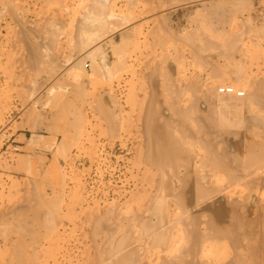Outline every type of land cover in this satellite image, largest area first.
<instances>
[{
    "label": "rangeland",
    "instance_id": "374dc122",
    "mask_svg": "<svg viewBox=\"0 0 264 264\" xmlns=\"http://www.w3.org/2000/svg\"><path fill=\"white\" fill-rule=\"evenodd\" d=\"M131 1L134 3L135 0H0V264H15V261L28 264L30 259V264L40 261L48 264H110L114 259L126 256L123 253L129 257L132 254L134 259L127 258L130 260L129 264H158L163 259L161 248L149 246L146 239L149 237H145L146 230L131 221L137 214L148 216V211L143 212L142 206L148 203L150 197L160 194V183L167 181L171 183L169 187L173 185L171 190H178L180 183L177 182L184 179L182 174L187 171L199 181L206 178L203 184L207 188L215 186L216 190H213L217 191L220 186V191H223L217 192L225 201L231 203L232 198L238 201L231 203L233 207H238L239 201L242 205L251 192L264 198V189L258 192L256 187H250L257 177H248V174V178L243 177L245 174L242 173L247 171L243 169L248 166L244 154L240 158L239 154H227L223 159L228 161L226 164L231 162V170L226 173L219 169L220 173L211 163L213 155L202 150L201 146L206 139L191 140L200 135L206 136L205 138L212 136L210 146L206 145L212 147L218 141L216 149H220L221 142H242L239 140L240 136H250L260 127L264 129V113H259L257 106L264 102V86H260L264 82V0H150L145 7L138 8H132ZM98 3L109 11L117 3L118 8L113 12L118 16L117 20L125 21L130 16L133 17L138 9L150 10V14H145L146 18L143 16L129 22L119 31L95 43L97 45L94 46H98L102 52L93 58V63L87 60L90 63L84 70L85 74L79 71L77 76L67 75V69L62 63L77 54V51L73 52V48L71 50L72 45L68 39L72 21L79 20V13L82 14L87 5ZM42 32L45 33L41 34ZM53 41L55 43L52 45ZM208 45L211 46L208 48ZM40 52H44L43 55ZM50 52L55 53H52L53 57ZM49 54L48 60L46 56ZM208 56H215L217 62ZM104 57L109 60L110 65L102 62ZM207 60L212 62L208 63ZM122 61L126 64L125 67ZM166 62L171 64L167 63L166 67ZM91 63L95 67H91ZM55 65L58 70L54 68ZM219 67L221 68L217 71ZM94 70L97 73L94 74ZM171 75H174L172 80ZM173 80L177 81V88ZM255 81L258 82L257 85ZM50 86L54 91H51ZM225 86L244 92V97L220 95L218 89ZM181 90L185 93L179 96ZM150 94L155 98H162L152 103ZM176 95L179 99L175 108L179 112H186L184 116L174 114L173 109H170L174 98L177 99ZM235 101L241 105H231L236 104ZM195 108L201 110L195 114ZM193 112L195 116L192 115ZM155 113L160 118L155 117L157 119L154 118V121ZM252 116L259 119V124L246 121ZM195 120L200 121L199 126ZM219 120L223 121V125H219ZM238 120L242 124H238ZM205 122L208 124H204ZM152 123L160 129L161 134L165 128L168 129L171 139L175 140L171 142L178 144L176 146L179 149L173 148L169 153L170 158L174 159L170 162L172 164L164 156V166L161 167L159 154L158 158L155 156L158 165L155 163L157 160L153 162L150 159L153 152L150 154L151 149H148V135ZM182 126L187 133H195L194 136L188 134L189 137L192 136L191 141H182ZM224 126L227 128L222 129ZM201 130L205 131V136ZM179 131H182L180 135ZM253 140L261 142L257 138ZM195 169L197 175L192 174ZM248 186L250 192L247 190ZM169 198L171 197L167 196L165 200L168 201ZM135 212L137 214L134 217ZM163 212L167 213L165 216L168 220L176 219L178 223V218L183 219L181 213L173 214L168 207H164ZM177 215H181V219ZM103 218L104 224L101 221ZM28 219L33 220L26 221ZM129 221L132 226H129ZM179 223V228L176 229L178 234L181 227ZM96 224L101 225L97 227ZM48 226L53 227L51 229ZM100 226L105 227L99 228ZM125 233L131 237L135 233L131 242L136 243L132 242L131 246L112 251L118 255L111 256L109 250H103L106 247L109 249L113 242L112 248L117 243L116 239L119 241L118 238ZM211 243L215 248L212 247L214 253H211L214 263L220 256L232 253V248L226 241L213 240ZM108 244L110 245L106 246ZM106 251L110 254H105Z\"/></svg>",
    "mask_w": 264,
    "mask_h": 264
},
{
    "label": "bare ground",
    "instance_id": "6f19581e",
    "mask_svg": "<svg viewBox=\"0 0 264 264\" xmlns=\"http://www.w3.org/2000/svg\"><path fill=\"white\" fill-rule=\"evenodd\" d=\"M46 1V0H45ZM97 1V0H96ZM104 1V0H103ZM107 1V0H106ZM148 1H150V0H135L134 1V3L132 2L131 4H130V6H132V8H138V7H145L146 6V4H148ZM166 1V0H165ZM177 1H179V0H177ZM181 1V0H180ZM185 1H187V0H184V2ZM86 2V1H85ZM90 2H92V1H90ZM95 3H97V2H95ZM123 3V2H122ZM167 3V2H166ZM180 3V2H179ZM102 4V3H101ZM105 4V3H104ZM174 5L175 4H177V3H173ZM87 5V4H86ZM86 5H85V7H86ZM157 5V4H156ZM168 5H171V4H168ZM82 6H84V5H82ZM120 6V5H119ZM108 7V6H107ZM129 7V6H128ZM164 7V6H163ZM83 8V7H82ZM82 8H81V10H82ZM112 10H108V8L106 9V7L105 6H103L102 5V7H101V5H99V3H98V5H96V4H93V5H91V6H89V5H87V7L85 8V10L82 12V14L81 13H79V15H80V18H79V20L77 21H72V24H71V27H70V32H69V37H68V39H69V41L71 42V50H72V48H73V52H75L76 53V51H77V56L75 55L74 57H72L71 56V58H69V59H67V61L65 60L64 61V63H62L63 64V67H65L66 69H67V75L68 74H73V75H76L77 76V74H78V72L80 71H82V72H84V74H85V69H87L88 67H89V64L88 63H90L91 61H92V63L94 62V60H93V58L101 51V49L98 47V46H94V45H97V44H95V43H97L99 40H102L103 38H105L106 36H108V35H110V34H114L115 32H117V31H119L120 29H122L124 26H126V25H128V23L129 22H132L133 20H136V19H138V18H141V17H143V16H145V14H148V12L150 11V10H147V9H145L146 11H144V10H137V11H135L134 12V14H133V17H131L130 16V18L129 19H125V21L122 19V20H117L118 18H116V16L114 15V11H115V9H117L118 8V5H117V3H115L112 7ZM110 7H109V9H111ZM157 10H158V8H157ZM117 11H119V10H117ZM81 12V11H80ZM150 14V13H149ZM148 14V15H149ZM118 17V16H117ZM147 16H145L144 18H146ZM143 19V18H142ZM117 20V21H116ZM146 20V19H145ZM52 21V20H51ZM50 24H52L51 22H50ZM143 24V23H142ZM43 25V24H42ZM53 25V24H52ZM57 25V24H56ZM147 25V24H146ZM51 26V25H50ZM138 27H140V26H138ZM27 28H29V27H27ZM42 28V27H41ZM45 28V27H44ZM43 28V29H44ZM57 28H58V26H57ZM136 28V27H135ZM54 29H56V28H54ZM142 29V28H141ZM57 30V29H56ZM32 31V30H31ZM42 31H44V30H42ZM62 31V30H61ZM168 31V30H167ZM23 32V31H22ZM29 32V31H28ZM35 32H37V31H35ZM38 32H39V30H38ZM63 32V31H62ZM32 33V32H31ZM43 33H45V32H42L41 34H43ZM54 33V32H53ZM56 33H58V32H56ZM169 33V32H168ZM36 34V33H35ZM40 34V33H39ZM50 35H51V33H50ZM53 35H55V34H53ZM173 35V34H172ZM41 36V35H40ZM35 37V36H34ZM37 37V36H36ZM45 37V36H44ZM44 37H43V39H44ZM51 37V36H50ZM53 37V36H52ZM169 37H171V35H169ZM54 38V37H53ZM183 38V37H182ZM52 39V38H51ZM55 39H56V37H55ZM54 39V40H55ZM191 39V38H190ZM40 41H41V39H39ZM49 40V39H48ZM48 40H46V41H48ZM53 40V39H52ZM162 40V39H161ZM160 40V41H161ZM57 40H55V42H56ZM164 41V40H163ZM173 41V40H172ZM176 41V40H175ZM184 41V40H183ZM206 41H208V40H206ZM42 42V41H41ZM44 42V41H43ZM54 41L53 42H51L52 43V45L55 43ZM180 43H184V42H182V41H179ZM191 42H192V40H191ZM45 43V42H44ZM44 43H43V45L42 46H44ZM48 43H50L49 41H48ZM208 43V42H207ZM206 43V44H207ZM28 44V43H27ZM42 44V43H41ZM46 44V43H45ZM205 44V45H206ZM28 46V45H27ZM38 46V45H37ZM94 46V47H93ZM123 46V45H122ZM121 46V47H122ZM204 46V45H203ZM209 46H211V45H208V46H206V47H208L209 48ZM36 47V46H35ZM41 47V46H40ZM49 47V46H48ZM196 47H198V46H196ZM201 47V46H200ZM200 47H198V48H200ZM32 48V47H31ZM192 48H193V46H192ZM203 48V47H202ZM202 48H200V49H202ZM213 48V47H212ZM49 49H51L50 47H49ZM175 49V48H174ZM204 49V48H203ZM207 49V48H206ZM41 50V49H40ZM118 50V49H117ZM32 51V53H33V49L31 50ZM37 51V50H36ZM48 51H50V50H48ZM52 51V50H51ZM53 51H54V49H53ZM114 51H116V49L114 50ZM193 51H195V50H193ZM34 52H35V50H34ZM69 52V51H68ZM79 52V53H78ZM102 52V51H101ZM111 52H113V51H111ZM116 52H118V51H116ZM116 52H114V53H116ZM122 52V51H121ZM29 53V52H28ZM39 53V52H38ZM41 54L42 53H44V52H40ZM52 53H54V52H50V54L52 55ZM58 53V52H57ZM71 53V52H70ZM69 53V54H70ZM74 53V54H75ZM195 53H196V51H195ZM198 53V52H197ZM45 54H46V51H45ZM44 54V55H45ZM48 54V53H47ZM50 54H49V56H46L47 58H48V60H49V58H50ZM55 54V53H54ZM100 54V53H99ZM112 54V53H111ZM35 55V54H34ZM43 55V54H42ZM71 55V54H70ZM103 55H105V54H103ZM103 55H101V57H103ZM113 56V55H112ZM116 56H117V53H116ZM119 56V55H118ZM197 56H198V54H197ZM199 56H201V55H199ZM37 57V56H36ZM42 57H44V56H42ZM52 57H53V55H52ZM196 57V56H195ZM202 57V56H201ZM208 57H210V58H214V57H212V56H208ZM56 58V57H55ZM55 58H53V60L55 59ZM209 58V59H210ZM27 59V58H26ZM109 59V58H108ZM47 60V59H46ZM87 60H89V61H87ZM32 61V60H31ZM52 61V60H51ZM104 61V63H106V64H108V61H107V58L106 57H104V58H102V62ZM119 61H121V60H119ZM208 61V60H207ZM214 61H216L217 62V60L214 58ZM209 62H212V61H208V63ZM58 63V62H57ZM92 63L90 64V66L91 67H95L94 65L92 66ZM121 63H123V61L121 62ZM121 63H119V64H121ZM167 63L168 62H166V67H167ZM94 64H96V63H94ZM105 64V65H106ZM124 64V63H123ZM168 64H171V63H168ZM210 64H212V63H210ZM41 65V64H40ZM45 65V64H44ZM104 65V64H103ZM108 65H110V63L108 64ZM125 65L126 64H124L123 66L125 67ZM213 65V64H212ZM218 65V64H217ZM121 66H122V64H121ZM122 66V67H123ZM173 66V65H172ZM221 66V65H220ZM91 67H90V69H91ZM156 67V66H155ZM173 67H175V66H173ZM172 67V68H173ZM215 67H217L216 66V64H215ZM39 68H41V67H39ZM46 68V67H45ZM56 70H58L59 68L58 67H56V65H55V67H54ZM60 68H62V67H60ZM106 69L108 68L107 66L105 67ZM127 68V67H126ZM220 68L221 67H219V69L217 70V71H219L220 70ZM231 68V67H230ZM229 68V69H230ZM28 69V68H27ZM32 69H34V68H32ZM44 68H41V70H43ZM94 69V68H93ZM92 69V70H93ZM109 69H110V67H109ZM108 69V70H109ZM168 69V68H167ZM170 69V68H169ZM167 70V71H170V70ZM212 69V68H211ZM216 69V68H215ZM214 69V70H215ZM46 70V69H45ZM45 70H44V72H45ZM91 70V71H92ZM98 70V69H97ZM214 70H212V71H214ZM36 71V70H35ZM40 71V70H39ZM60 71V70H59ZM95 72H94V74L95 73H97L96 72V70H94ZM175 71V70H174ZM31 72V71H30ZM29 72V74H31ZM33 72V71H32ZM37 72V71H36ZM47 72L48 73H50V71H48L47 70ZM77 72V73H76ZM215 72H216V70H215ZM224 72V71H223ZM37 73H40V72H37ZM53 73H55V72H53ZM57 73V72H56ZM55 73V74H56ZM76 73V74H75ZM171 72H169V74H170ZM176 73H177V71H176ZM216 73H218V72H216ZM215 73V74H216ZM165 74H168L167 72L165 73ZM172 74H173V72H172ZM213 74H214V72H213ZM34 75H36V73L34 74ZM48 75V74H47ZM51 75H53V74H51ZM175 75V74H174ZM173 75V76H174ZM39 76V75H38ZM169 76V75H168ZM172 76V75H171ZM173 76L172 77H170L169 79L170 80H172V78H173ZM178 76V75H177ZM35 77V76H34ZM53 77V76H52ZM73 78H74V76H72ZM71 77V78H72ZM80 77V76H79ZM154 78V77H153ZM199 78V77H198ZM17 79V78H16ZM32 79H34V78H32ZM41 79V78H40ZM75 79H79V78H75ZM174 79V78H173ZM31 81V80H30ZM169 81V80H168ZM167 81V82H168ZM174 81V80H173ZM152 82V81H151ZM150 82V83H151ZM175 82V81H174ZM263 82V81H262ZM66 83H68V82H66ZM173 82L171 81V84H172ZM176 83H177V81L175 82V88H177L176 87ZM257 83L258 82H256L255 81V84L257 85ZM259 83H261V81H259ZM152 84V83H151ZM264 84V82L262 83V84H260V86H264L263 85ZM70 85H72V84H70ZM77 85H78V83H77ZM76 85V86H77ZM168 85V84H167ZM153 86V85H152ZM162 86V85H161ZM164 86V85H163ZM169 86V85H168ZM171 86V85H170ZM173 86V85H172ZM188 86V85H187ZM186 86V87H187ZM51 87V86H50ZM64 87V86H63ZM72 87V86H71ZM74 87H75V85H74ZM174 87V86H173ZM179 88L181 87V86H178ZM195 87V86H194ZM81 88V87H80ZM163 88V87H162ZM174 88V89H175ZM260 88V87H259ZM264 88V87H263ZM51 89V91H54V88H50ZM53 89V90H52ZM59 88L57 87V90H58ZM172 89V88H171ZM182 89V88H181ZM184 89V88H183ZM262 89V88H261ZM64 90V89H63ZM80 90V89H79ZM79 90H77V91H79ZM149 90V89H148ZM151 90H152V88H151ZM164 90H165V86H164ZM175 90H178V89H175ZM180 90V89H179ZM185 90H187L186 88H185ZM254 90V89H253ZM150 91V90H149ZM157 91V90H156ZM155 91V92H156ZM170 91H172V90H170ZM169 91V92H170ZM188 91H189V88H188ZM196 91V90H195ZM202 91V90H201ZM261 91V90H260ZM168 92V91H167ZM179 92V91H178ZM178 92H175V93H178ZM181 93L179 94V96L184 92V90L182 91H180ZM250 92V91H249ZM80 93V92H79ZM172 93V92H171ZM185 93V92H184ZM183 93V94H184ZM199 93V92H198ZM152 94V93H151ZM150 94V96H152ZM168 94H170V93H168ZM159 95H160V93H159ZM167 95V94H166ZM171 95V94H170ZM248 95V94H247ZM253 95H254V93H253ZM178 95H176V98L177 97H179ZM258 96V95H257ZM147 97H149L148 95H147ZM190 97H191V95H190ZM232 97V96H231ZM234 97V96H233ZM259 97H261V95H259ZM263 97V96H262ZM261 97V98H262ZM161 98H162V96H161ZM161 98H160V96L158 97V98H155V96H152V98H151V100L150 101H152V103L154 102L155 103V101L157 102L158 100L160 101L161 100ZM172 98V97H171ZM173 98H174V96H173ZM172 98V99H173ZM236 98V97H235ZM178 99L179 98H177L176 100H175V98H174V100H173V102L171 103L172 104V107L170 106V109H173V111H174V114H180L181 116L183 115L184 116V114L186 113V112H179L177 109L178 108H175V105H176V103H178ZM190 99H192V98H190ZM264 99V98H263ZM194 100H196V99H194ZM175 101H177V102H175ZM264 101V100H263ZM166 102V101H165ZM170 102V101H169ZM190 102V101H189ZM188 102V103H189ZM146 103V102H145ZM159 103V102H158ZM158 103H157V105H158ZM187 103V104H188ZM235 103L236 104H234V103H231V105H235V106H239V105H241L240 103H238V102H236L235 101ZM258 103V102H257ZM259 103H262V102H259ZM148 104H149V99H148ZM191 104V103H190ZM156 105V104H155ZM162 105V104H161ZM183 105V104H182ZM160 106V105H159ZM158 106V107H159ZM163 106V105H162ZM179 106V105H178ZM194 106V105H193ZM257 106H258V108H259V113H264V102L262 103V104H257ZM152 107H153V104H152ZM157 107V106H156ZM157 107V108H158ZM187 107V106H186ZM185 107V108H186ZM196 107V106H195ZM143 108V107H142ZM154 108V107H153ZM182 108V107H181ZM188 108V107H187ZM201 108H203L202 106H201ZM201 108L199 109V108H195V114H196V112L198 111H200L201 110ZM183 109V108H182ZM193 109V108H192ZM192 109H191V111H192ZM204 109V108H203ZM202 109V110H203ZM159 110V109H158ZM184 110H186V109H184ZM212 110V109H211ZM210 110V111H211ZM145 111V110H144ZM158 114L160 113V112H157ZM157 113H155V116L153 117V119L155 118V117H159V115L158 116H156L157 115ZM189 113V112H188ZM143 114V113H142ZM163 114V113H162ZM187 114V113H186ZM195 114H194V112H193V114L192 115H194L195 116ZM160 115H161V113H160ZM167 115V114H166ZM206 115H208V114H206ZM216 115V114H215ZM143 116H144V114H143ZM150 116H152V114L150 115ZM162 116V115H161ZM165 116V115H164ZM210 116V115H209ZM209 116H207V118L209 117ZM212 116V115H211ZM172 117V116H171ZM185 117H186V115H185ZM160 118V117H159ZM212 118H214L213 116H212ZM143 119V118H142ZM150 119V118H149ZM155 119H157V118H155ZM155 119H154V121H155ZM169 119H171V118H169ZM246 119V118H245ZM168 120V119H167ZM186 120V119H185ZM212 120V119H211ZM215 120V119H214ZM216 120H218V119H216ZM159 121V120H158ZM162 121V120H161ZM170 121V120H169ZM189 121H190V119H189ZM188 121V122H189ZM197 123V126H199L198 124L200 123V121H198V120H195ZM209 122H210V119L208 120ZM220 121V120H219ZM247 122H255V123H257L258 122V124H259V119L257 118V117H249L247 120H246ZM120 122V121H119ZM192 122V121H191ZM190 122V123H191ZM202 122V121H201ZM217 122V121H216ZM239 122V120L237 121V123ZM242 121H240V123H241ZM154 123V122H153ZM152 123V125H151V127H150V132H149V141H150V148L148 147V149H151V151H150V154H151V152H153L152 153V155H151V158L150 159H152L153 160V162H155V160H157V159H155V156H157V158H158V154H159V156H161V158L159 157L158 158V160H160V163L162 164V165H160L161 167L162 166H164V162H163V159L162 158H165L166 156L168 157L169 156V153H170V151L172 152L173 151V148H177V149H179L176 145H178V144H174V143H172L173 141L175 142V140H173V139H171V137H170V134L168 133V129L166 130V128H165V130L163 131V133L161 134L160 132V129L159 128H157V126H155L154 124ZM158 123V122H157ZM163 123V122H162ZM169 123V122H168ZM193 123H195L194 121H193ZM203 123V122H202ZM212 123H214V122H212ZM221 123H222V125H223V121L221 122L220 121V124L219 125H221ZM240 123H238V124H240ZM261 123V122H260ZM172 124V123H171ZM170 124V125H171ZM204 124H206V122L204 123ZM203 124V125H204ZM208 124V123H207ZM206 124V125H207ZM218 124V123H217ZM242 124V123H241ZM149 125V124H148ZM174 125V124H173ZM176 125V124H175ZM179 125V124H178ZM192 125V124H191ZM201 125V124H200ZM214 125V124H213ZM215 125H216V123H215ZM218 125V126H219ZM141 126H143V124L141 125ZM150 126V125H149ZM161 126V125H160ZM179 126H181V125H179ZM178 126V127H179ZM209 126V125H208ZM205 127H207V126H205ZM210 127V126H209ZM209 127H207V128H209ZM212 127V126H211ZM217 127V126H216ZM225 127L226 126H224V128H222V129H225ZM181 128V130L183 131H179V134L178 135H180V132H182V135H181V137H182V141H186L187 142V139H189L190 140V138L192 137V136H190L189 137V135H193L194 136V134L195 133H193V131L192 132H189L190 131V129H188L189 131V133H187V130H185V127H180ZM227 128V127H226ZM200 129V128H199ZM213 129H214V127H213ZM221 129V130H222ZM257 129V128H256ZM147 130H148V128H147ZM161 130H163V129H161ZM204 130H206V129H204ZM204 130H201V131H204ZM208 130V129H207ZM211 130V129H210ZM220 130V131H221ZM228 129H226V131H227ZM149 131V130H148ZM186 131V132H185ZM200 131V130H199ZM209 131V130H208ZM215 131V130H214ZM218 131V130H217ZM219 131V132H220ZM143 132V131H142ZM196 132V131H195ZM230 132V131H229ZM148 133V132H147ZM171 133V132H170ZM175 133V132H174ZM191 133V134H190ZM203 134H204V136H205V131L204 132H202ZM207 133V132H206ZM211 133H212V131H211ZM215 133V132H214ZM213 133V134H214ZM144 134V133H143ZM189 134V135H188ZM197 134H200V133H198V131H197ZM177 135V134H176ZM235 135H236V132H235ZM143 136V135H142ZM144 136H145V134H144ZM175 136V135H174ZM198 136V135H197ZM181 137H180V140H181ZM199 137H201V138H199ZM199 137H195V139L194 138H192L191 140H193V141H196V139H197V141L199 140H201L202 138H203V140L204 139H206V140H202L203 141V146H201V145H197V146H201L203 149L202 150H205L207 153H209V154H211V155H213L212 157L214 158L213 159V161H211V163H213L214 165L213 166H216L217 167V171H219V169H221L220 171H225L226 173H227V171L228 170H231V162L230 163H228V164H226L227 162H225V160L223 159V158H225V156L227 155V154H231V153H234V154H236L237 156H238V154H239V156H238V158H240L241 157V155L242 154H244V156H245V158H246V160H247V163H246V160H244V162L246 163V164H248V166H246L245 167V164L243 163H241L242 165H244V169L243 170H247V171H245V173H242V174H245V175H243V177H245V179L246 178H248V177H250V176H252V175H255V177H257V179L256 180H253L252 182H251V186L250 187H256V191H258V192H260L261 190H263L264 189V129H262L261 127L259 128V129H257L253 134L251 133L250 134V136H240L239 137V140H241L242 142H240V141H236V142H221V144L222 145H219V146H221L220 147V149H216V143L218 142H214L213 144H214V146H213V144H212V147H209L210 146V144H211V142L213 141V139H212V136H211V138H209L208 136H207V138H205V137H203V136H199ZM219 138V137H218ZM223 138V137H222ZM253 138H257L259 141H261L260 143L259 142H254V140H253ZM214 139H215V136H214ZM221 139V138H220ZM188 140V141H189ZM190 140V141H191ZM235 140H237V139H235ZM172 141V142H171ZM220 142V141H219ZM245 142V144H243ZM176 143H178V142H176ZM210 143V144H209ZM206 144H208V145H206ZM220 144V143H219ZM144 145V147H146L145 146V144H143ZM188 146V145H187ZM200 147V148H201ZM147 148V147H146ZM172 148V149H171ZM190 148H192V145L190 146ZM145 149V148H144ZM210 149V150H209ZM144 151H146V149L144 150ZM144 151H142V152H144ZM192 151V149L190 150V152ZM204 151V154L206 153ZM256 151H259V152H256ZM258 153V154H257ZM260 153V154H259ZM168 154V155H167ZM172 155H173V153H171ZM219 154V156H217ZM147 155V154H146ZM190 155H191V153H190ZM221 155V156H220ZM236 155H235V159H236ZM150 156V155H149ZM165 156V157H164ZM174 156V155H173ZM185 156V155H184ZM189 156V155H188ZM204 156V155H203ZM205 156H207V154H205ZM224 156V157H223ZM228 156H231V155H228ZM166 157V160L168 161V159H169V163L171 162V161H173L171 158H170V156L167 158ZM222 157V158H221ZM180 158V157H179ZM147 159V158H146ZM210 159V158H209ZM234 159V158H233ZM232 159V160H233ZM147 160H149V158L147 159ZM158 160H157V162H155V163H157V165H158ZM165 160V161H166ZM186 160V159H185ZM202 160V159H201ZM167 161H166V163H167ZM183 161H184V159H183ZM199 161V160H198ZM206 160H203V162H205ZM231 161V160H230ZM163 162V163H162ZM184 162H186V164H188V163H190V158H189V161H188V163H187V161H184ZM207 162V164H209V162L208 161H206ZM155 163H154V165H155ZM200 163H201V161H200ZM170 164H172V163H170ZM261 164V165H260ZM157 165H156V167H157ZM167 165V164H166ZM210 165H212V164H210ZM209 165V166H210ZM256 165V166H255ZM260 165V166H259ZM200 166V165H199ZM199 166L197 167L198 169V171H199ZM250 166H252V167H250ZM257 166H259V167H257ZM171 167V166H170ZM176 167H178V166H176ZM181 167V166H180ZM187 167V166H186ZM186 167H184V169L186 170ZM188 167H189V164H188ZM201 167H203V165H201ZM205 167H207V166H205ZM215 167V168H216ZM237 167H239V166H237ZM254 167V168H253ZM256 167V168H255ZM165 169H166V167H164ZM163 168V169H164ZM168 168V167H167ZM173 167H171V169H172ZM189 168H192V166L190 165V167ZM189 168H187V169H189ZM210 168V167H209ZM214 168V169H215ZM241 168V167H240ZM177 169V168H176ZM175 169V170H176ZM204 169V168H203ZM202 169V170H203ZM238 170H240L239 168H237ZM184 170V171H185ZM192 170V169H191ZM197 170L195 169V171H194V173L192 172V174H195V175H197L195 172H197ZM212 170V169H211ZM210 170V171H211ZM237 170V171H238ZM164 171V170H163ZM169 171V170H168ZM201 171V170H200ZM214 171V170H213ZM216 171V170H215ZM214 171V172H215ZM219 171V172H220ZM222 171V172H223ZM157 172H159V170L157 171ZM165 172H167V171H165ZM173 172H177V171H173ZM218 172V173H219ZM238 172H240V171H238ZM162 173V172H161ZM160 173V174H161ZM190 171H187L185 174H182V177L184 178L182 181H180L179 179H177L178 178V176H177V180H179L177 183H180L178 186L179 187H177L178 188V190H175L176 188H174L173 190H171L170 188L171 187H173V185H171V187H169L170 186V184H169V182L167 183V181H165V183H163V184H161L160 183V186L158 187V188H160V194L157 196L156 194L153 196V198L152 197H150V198H152V199H148L149 201H148V203H146L144 206H142V209H143V212L144 211H148V216L146 215V216H143L144 214H143V212H142V216H140L139 214H137L136 212H135V215H134V217L136 216V214H137V217H135L134 219H132V221L131 222H135L136 223V225L137 226H139V228L140 227H142V229H145L146 230V236L145 237H149V238H146V239H148V245L149 246H151V247H159V248H161L160 250V252H161V254H163V256L161 257V258H163L162 260H161V262H160V260H159V262H158V264L160 263V264H264V198L262 197V196H260V194H259V196L260 197H258L256 194H253V192H251V194H249L248 195V198H247V200L245 201V202H243V204L241 205L240 203H242L241 201H239V205H238V207H233L232 206V202L234 201V203L236 202L235 200H233V198H232V201H231V203H229V202H227V200L225 201V199L224 198H222V195H220V193H222V191H220L221 189H220V186H219V188H217V189H219V190H217L218 192L220 191V193H218L217 191H215L216 190V187L215 186H213V188H210V186L207 188L203 183L205 182L204 181V179H206V178H204L203 179V181L201 180V181H199L200 179V177H198V179L199 180H197V179H195V178H197V177H195V176H193V177H195V178H193L190 174ZM203 173V172H202ZM217 173V172H216ZM221 173V172H220ZM166 175H167V173H165ZM170 174H171V172H170ZM173 174V173H172ZM199 174V173H198ZM224 174V173H223ZM229 174V173H228ZM247 174L249 175L248 177H247ZM178 175H180V174H178ZM185 175V176H184ZM230 175V174H229ZM162 176H163V174H162ZM203 176V175H202ZM237 176V175H236ZM242 176V175H241ZM157 177V176H156ZM168 177V176H167ZM167 177H166V179H167ZM172 177H174V176H172ZM208 177V176H207ZM214 177V176H213ZM216 177V176H215ZM232 177V176H231ZM161 178V177H160ZM162 178H164V177H162ZM234 178V177H233ZM165 179V180H166ZM169 179V178H168ZM182 179V178H181ZM202 179V178H201ZM161 180V179H160ZM163 180V179H162ZM171 180V179H170ZM208 180H209V178H208ZM208 180H207V182H208ZM232 180V179H231ZM248 180H250V179H248ZM164 181V180H163ZM163 181H161V182H163ZM225 181V180H224ZM235 181H237V180H235ZM202 182V183H201ZM227 182V181H226ZM230 182V181H229ZM239 182V181H238ZM209 183V182H208ZM212 183L214 184V181H212ZM224 183V182H223ZM241 183V182H240ZM155 184V183H154ZM157 184H158V182H157ZM215 185V184H214ZM228 185V184H227ZM241 185V184H240ZM155 186V185H154ZM175 186V185H174ZM207 186H208V184H207ZM217 186V187H218ZM246 186V185H245ZM244 187V186H243ZM249 186L247 187V190L250 192L251 190L249 189L250 188ZM157 188V187H156ZM215 188V190H213ZM228 188V187H227ZM154 189V188H153ZM212 189V190H211ZM223 189V188H222ZM155 190V189H154ZM157 191V190H156ZM172 191V192H171ZM225 191V190H224ZM248 191H247V193H248ZM153 195V194H152ZM171 195V196H170ZM157 196V197H156ZM167 196H169V197H171V198H169L168 199V201L167 200H165V198L167 197ZM230 196H228V198H229ZM241 197H243V196H241ZM230 198V199H231ZM238 198H240V197H238ZM33 199V198H32ZM226 199H227V197H226ZM235 199H236V197H235ZM244 199V198H243ZM243 199H241V200H243ZM229 200V199H228ZM237 200V199H236ZM34 201V200H33ZM230 201V200H229ZM238 202V201H237ZM236 202V203H237ZM36 204H37V201H36ZM39 204V203H38ZM37 204V205H38ZM144 204V203H143ZM30 205V204H29ZM168 205V206H167ZM31 207H33V208H35L34 206H32V205H30ZM235 206V205H234ZM24 207V206H23ZM59 207V206H58ZM164 207H168V208H170V211L173 213V214H175V213H181V215H183V221L182 220H179V218H178V223H179V221H181L179 224H181L180 226V230H179V234L178 233H176V232H178V230H176L177 228H179L178 227V223L176 222L177 220L175 219V221L173 220V221H171V220H168V218H167V216H165L166 214H164V212H163V210H164ZM54 208V207H53ZM57 208V207H56ZM134 208V207H133ZM16 209V208H15ZM15 209H13V210H15ZM28 209V208H27ZM60 209V208H59ZM26 210V209H25ZM57 210V209H56ZM133 210V209H132ZM16 211V210H15ZM40 211V210H39ZM59 211V210H58ZM131 211V210H130ZM135 211V210H134ZM142 211V210H141ZM46 212V211H45ZM55 212V211H54ZM166 212V211H165ZM40 213V212H39ZM47 213V212H46ZM110 213V212H109ZM129 213V212H128ZM9 213H7V215H8ZM45 214V213H44ZM56 214H57V212H56ZM120 214V213H119ZM147 214V213H146ZM169 214V213H168ZM58 215V214H57ZM56 215V216H57ZM181 215H179L180 216V219H181ZM18 216V215H17ZM45 217H48L49 218V216H50V214H49V216L48 215H44ZM121 216H123V215H121ZM121 216H119V217H121ZM178 215H177V217H179ZM36 217V216H35ZM40 217V216H39ZM124 217H126L125 215H124ZM123 217V218H124ZM52 218V217H51ZM26 219V218H25ZM95 219V218H94ZM153 219V220H152ZM14 220V219H13ZM17 220V219H16ZM30 219H28V220H26V221H29ZM31 220H33V219H31ZM30 220V221H31ZM104 221V218L103 219H101V221ZM116 220V219H115ZM152 220V222H150ZM29 221V222H30ZM35 221V220H34ZM41 221V220H40ZM51 221V220H50ZM102 221V223L104 224V222ZM127 221H128V219H127ZM9 222V221H8ZM130 222V221H129ZM131 222H130V224H129V226L131 225ZM13 223V222H12ZM14 223L15 224H17L15 221H14ZM25 223H27V222H25ZM51 223V222H50ZM53 223V222H52ZM101 223V224H102ZM114 223V222H113ZM28 224V223H27ZM47 224H48V221H47ZM101 224H99V225H101ZM133 224V223H132ZM10 225H11V223H10ZM97 225V227L99 226L98 224H96ZM110 225V224H109ZM116 225H119V224H116ZM124 225V224H123ZM134 225V224H133ZM54 226V225H53ZM53 226H48L49 228H51V227H53ZM106 226V225H105ZM105 226H102V227H105ZM113 226V225H112ZM127 226V225H126ZM132 226V225H131ZM16 227H17V225H16ZM19 227V226H18ZM101 226L99 227V228H102ZM107 227H109V226H107ZM114 227V226H113ZM117 227V229H118V226H116ZM22 228V227H21ZM42 228V227H41ZM4 229V228H3ZM20 229V228H19ZM45 229H47L48 230V228H45ZM52 229V228H51ZM92 229V228H91ZM108 229H110V228H108ZM108 229H106L107 230V232H108ZM130 229V228H129ZM201 229H203V231L201 230ZM39 230V229H38ZM93 230V229H92ZM99 230V229H98ZM101 230V229H100ZM105 230V229H104ZM104 230L103 231H101V232H104ZM176 230V231H175ZM49 231H51V230H49ZM96 231H97V229H96ZM111 231V230H110ZM116 231V230H115ZM47 231H45V233H46ZM91 232V231H90ZM117 232V231H116ZM172 232H175L174 234H172ZM98 233H100V232H98ZM150 233V234H149ZM26 234V233H25ZM134 235H135V233H133ZM178 234V235H177ZM134 235H132V237L134 236ZM143 235H144V232H143V234H142V236L141 237H143ZM38 236V235H37ZM108 236V235H107ZM132 237H131V235L130 234H128V233H125V234H123L121 237H119L118 238V240L119 241H117V239H116V244L114 245V246H112V248H111V245H113L112 243H110V244H108V245H106V246H109L110 248L108 249V247H106V248H104L103 250H109L111 253H112V251L114 252L115 251V249L116 248H118V249H120L121 250V248L123 247V248H125L126 246H131L130 244L133 242H131V239H132ZM136 237H137V235H136ZM144 237V238H145ZM38 238V237H37ZM43 238V237H42ZM139 238V237H138ZM137 239V238H136ZM145 239V240H146ZM137 240H139V239H137ZM141 240H142V238H141ZM213 240H215V241H226V242H228L229 243V246H231V248H232V253L231 254H229V255H224V256H220L219 257V260L216 262V263H214L213 261H212V258H211V253H214V250L213 249H215L211 244V242L213 241ZM107 241V240H106ZM135 241V240H134ZM142 241H144V240H142ZM13 243V242H12ZM28 243V242H27ZM106 243V242H105ZM129 243V244H128ZM134 243V242H133ZM136 243V242H135ZM134 243V244H135ZM18 244V243H17ZM101 244H103V243H101ZM6 245V244H5ZM23 245H24V247L26 248V245L23 243ZM137 245V244H136ZM145 245V244H144ZM125 246V247H124ZM146 246H147V244H146ZM30 247V246H29ZM140 247V246H139ZM150 247V248H151ZM212 247H213V249H212ZM103 248V247H102ZM134 248V247H133ZM149 248V247H148ZM158 248V249H159ZM146 249V248H145ZM94 250H95V248H94ZM124 250V249H123ZM122 250V251H123ZM129 250H131V249H129ZM133 250H135V248L133 249ZM137 250V249H136ZM143 250V249H142ZM19 251V250H18ZM23 251V250H22ZM96 251V250H95ZM105 252V254H107V253H109L110 254V252ZM124 251H126V249L124 250ZM123 251V252H124ZM128 251V250H127ZM134 252V251H133ZM140 252H142V251H140ZM24 253V252H23ZM98 253V252H97ZM119 254H121L120 253V251L118 252ZM129 253V252H128ZM135 253V252H134ZM133 253V254H134ZM96 254V253H95ZM105 254H104V256H105ZM108 254V255H109ZM117 253L115 252V254H113L112 253V255L111 256H113V255H116ZM124 255H126V256H124V257H122V258H119V259H114L113 261H111L112 263H110V264H129L128 262L130 261V260H128L127 258L129 257V255L128 254H125V253H123ZM139 254V253H138ZM160 254V253H159ZM158 254V255H159ZM160 254V255H161ZM20 256H21V258H22V255L21 254H19ZM25 255V254H24ZM118 255V254H117ZM128 255V256H127ZM135 255H137L136 253H135ZM141 255H143L142 253H141ZM95 256V255H94ZM121 256V255H120ZM140 256V255H139ZM24 257V256H23ZM25 257H27L28 258V256L27 255H25ZM106 257V256H105ZM117 257V256H116ZM126 257V258H125ZM132 257V254L130 255V257L129 258H131ZM30 258H31V256H30ZM29 258V259H30ZM112 259H113V257H111ZM114 258H115V256H114ZM136 258V257H135ZM139 258V257H138ZM160 258V257H159ZM109 259H110V257H109ZM132 259H134L133 257L131 258V260ZM19 260H20V257H19ZM26 260V259H25ZM25 260H21V261H25ZM31 260L32 259H30V262H31ZM105 260V259H104ZM108 260V259H107ZM144 261V260H143ZM142 261V262H143ZM25 262H27L28 263V261H25ZM30 262L28 263V264H30ZM37 262V261H36ZM108 262H110V260L108 261ZM133 262V261H132ZM137 262H139V261H137ZM23 263V262H22ZM96 263V262H95ZM144 264H146L145 262H143ZM15 264H21V262L19 261V263H17L16 261H15ZM25 264V263H24ZM32 264V263H31ZM34 264V263H33ZM35 264H48L47 262H45V261H43V262H37V263H35ZM52 264V263H51ZM54 264H60V263H54ZM107 264V263H106ZM131 264H133V263H131Z\"/></svg>",
    "mask_w": 264,
    "mask_h": 264
},
{
    "label": "built area",
    "instance_id": "2783aa9c",
    "mask_svg": "<svg viewBox=\"0 0 264 264\" xmlns=\"http://www.w3.org/2000/svg\"><path fill=\"white\" fill-rule=\"evenodd\" d=\"M218 93L220 95L234 96L236 98H243L244 97V92L237 91L233 87H230V86H225L223 88H219ZM15 150H17V149H15Z\"/></svg>",
    "mask_w": 264,
    "mask_h": 264
}]
</instances>
